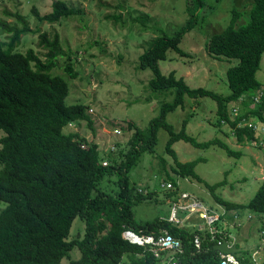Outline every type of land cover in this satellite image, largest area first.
Here are the masks:
<instances>
[{
    "label": "trees",
    "instance_id": "trees-1",
    "mask_svg": "<svg viewBox=\"0 0 264 264\" xmlns=\"http://www.w3.org/2000/svg\"><path fill=\"white\" fill-rule=\"evenodd\" d=\"M205 5L206 0H187L188 19L174 33H162L151 39L139 55L138 67L148 68L152 73L146 83L148 89L152 93L170 94L171 100L161 103L145 129L129 121L135 131L125 146L103 155L96 143L88 142L77 132L66 131L69 123L85 121L91 126L92 118L88 105L65 102L69 83L63 75L69 79L77 75L71 54L66 55L63 72L52 71L57 67V58L64 55L58 34L54 33L52 38L45 32L40 34V44L46 49L42 59L31 47L25 52L17 49L22 34L30 31L21 14L11 15L22 27L0 20V130L4 132L0 137V206L3 205L0 208V264H62L63 258L69 259L67 264H120L124 256L130 264H169L170 261L219 264V250L215 246L220 234L211 239L207 226L199 230L160 216L136 219L134 205L152 194L138 191L130 185L129 178L130 170L142 155L153 152L161 128L169 134L165 147L175 159L173 170L182 177L202 182L194 170L199 160H176L170 146L178 140L203 147L216 144L227 155H240L218 138L196 142L184 132L187 120H183L180 132L173 130L166 116L183 106L185 96L212 98L216 103L213 124L220 130L227 126L237 143L259 140L253 128L238 122L252 117L254 121L264 122V82L256 77L264 54V0H252L243 23L238 24L240 14L233 8L227 25L206 38L205 48L211 56L228 61L236 59L225 72L229 93L190 87L174 71L163 74L160 70L159 62L166 59L168 50L186 55L179 43L196 26ZM32 13L41 21L55 23L80 10L65 0H54L49 12L40 15L33 7ZM110 17L117 18L106 16ZM3 34H7V41L1 38ZM259 90L262 91L260 98L251 105L252 96ZM235 106L239 114L231 119V109ZM116 145L121 146L120 142ZM103 160L107 161L106 165L102 164ZM223 182H205V185L214 190ZM169 184L176 186L173 181ZM216 199L226 210L250 209L264 215V179L246 203ZM76 217L84 227L82 233L72 235L70 230ZM261 219L258 232L264 229V218ZM219 220L214 226L222 229ZM127 230L154 238L166 230L180 241V247L175 254L166 257L167 251H160L156 256L149 244L140 245L125 238L123 233ZM195 234L200 238L199 249L193 243ZM74 248L79 251L78 258H70ZM260 250L264 264V245ZM240 251L235 255L242 264H254L251 253L243 257Z\"/></svg>",
    "mask_w": 264,
    "mask_h": 264
},
{
    "label": "rangeland",
    "instance_id": "rangeland-1",
    "mask_svg": "<svg viewBox=\"0 0 264 264\" xmlns=\"http://www.w3.org/2000/svg\"><path fill=\"white\" fill-rule=\"evenodd\" d=\"M53 1L0 0V20L22 27V23L11 15L15 12L21 14L27 20L30 31L22 34L17 49L25 52L31 47L42 59L45 58L46 49L40 44V34L45 32L48 38H52L54 33L58 34L64 55L57 58V67L52 71L58 74L63 72L66 55L71 54L70 60L77 75L73 79H69L65 73L63 75L69 83L65 102L88 105V113L92 118L91 126L81 121L67 126L66 131L77 132L96 143L102 155L108 150L122 148L135 131L129 121L145 129L149 120L158 113L161 103L171 100L170 94L152 93L148 89L146 83L152 73L148 68L138 67V57L151 39L162 33H174L188 19L187 0H65L80 13L55 23L41 21L33 15V7L40 15L49 12ZM251 4L252 0H206L202 17L179 43L186 55L168 50L166 59L159 62L161 72L168 74L174 71L175 76L183 78L190 87H204L220 94L229 93L225 72L236 59L228 61L211 56L205 48V41L227 25L233 8L240 14L238 24L245 22ZM107 15L117 18L107 19ZM1 38L8 40L7 34ZM256 77L264 82V54ZM229 106L231 108V104ZM215 110L216 103L210 97L185 96L183 106L169 112L166 120L175 132H180L183 120H187L184 132L196 142L218 138L240 155H227L216 144L203 147L178 140L170 146L176 160H199L194 170L202 182L189 176L182 177L173 170L176 167L175 159L165 147L169 134L159 129L153 152L144 153L129 172L130 185L138 191L152 194L149 199L145 198L134 205L136 219L178 217L189 221L186 227L204 225L207 218L200 216V212H210L211 207L214 209L212 211L221 215V223L230 224L231 211L226 210L216 197L246 203L254 195L264 178V144L260 143L261 135L256 131L259 140L237 143L234 133L227 126L220 130L213 124ZM237 115L231 114L230 117L233 119ZM115 128L120 129V134H113ZM3 134L0 130V137ZM110 142H114L116 148L109 146ZM117 142H120V147L116 145ZM170 180L176 186L170 185ZM222 180L223 184L214 190L205 185V182L215 184ZM237 214L242 226L236 225L233 233L246 240L248 249H251L260 242L256 228L264 215L250 209L237 211ZM83 227L84 224L76 217L70 233H82ZM129 231H124L123 236L136 241L132 233H127ZM240 253L241 256L249 255L247 251ZM78 257L77 248L70 251V258ZM68 261L63 258L61 263L67 264ZM258 263L262 264V255H259ZM120 264H130L129 258L124 256Z\"/></svg>",
    "mask_w": 264,
    "mask_h": 264
},
{
    "label": "built area",
    "instance_id": "built-area-1",
    "mask_svg": "<svg viewBox=\"0 0 264 264\" xmlns=\"http://www.w3.org/2000/svg\"><path fill=\"white\" fill-rule=\"evenodd\" d=\"M262 94V91H257L255 96H252V103L251 105H254L255 102L258 101V99L260 98ZM254 100V102H253ZM239 112V109L237 106L232 107L231 109V114L237 115V113ZM247 125L248 127L253 128V130L256 132H258L261 136V142H264V122L262 121H254V118H250V119H241L238 122V125ZM73 123H69L68 126H72ZM113 134L114 135H118L120 134V129L115 128L113 130ZM88 141V140H87ZM89 142V141H88ZM114 142H110L109 146H112V148H115V145L113 144ZM103 165L107 164L106 160L102 161ZM264 179V178H263ZM192 209V208H191ZM210 212H207V214L205 212H200V216L202 217H206V223L204 225H193L195 226L197 229L202 230L203 228H205L207 226L211 239H213L215 237L216 234H220V238L218 239L217 244H221L222 242H226L228 246H231L233 243V235L230 234L229 232H226L225 229H218L214 226V222L218 221L220 219V215H218L216 212L212 211L209 209ZM172 217H174V213L172 214ZM235 218H237V216H235ZM170 221L176 222L180 225H184V222L187 220H184L182 218H178V217H174V219H169ZM127 233H132L133 236L137 239L136 241H130L131 242H137L141 245H145V244H152V246L149 247V249L156 255L159 256L160 251H169V250H178L180 247V241L176 238H174L172 235H169V233L166 230H162L161 233L154 238V236H139L138 234H135L134 232H127ZM259 236H260V243L261 246L264 245V229L260 230L259 232ZM128 239V238H127ZM193 243L196 249L200 248V238L198 236V234L194 235L193 238ZM219 257H220V262L219 264H242L240 262V260L238 258L235 257V255H233L232 253L229 252H222L219 251ZM169 264H176L174 261H170Z\"/></svg>",
    "mask_w": 264,
    "mask_h": 264
},
{
    "label": "crops",
    "instance_id": "crops-1",
    "mask_svg": "<svg viewBox=\"0 0 264 264\" xmlns=\"http://www.w3.org/2000/svg\"><path fill=\"white\" fill-rule=\"evenodd\" d=\"M211 210L213 209V208H211V207H209ZM214 210V209H213ZM229 211H231V213L229 214L230 216H231V223L230 224H227V222H222L221 223V225H222V228L223 229H225V231L226 232H229L230 234H232L234 237H233V243H232V245L231 246H233V245H235L236 247H238L239 248V250H237L236 252H232V254L233 255H235V253H237L238 251H240V249L242 248V249H244L245 251H247V252H249V253H251V257H252V259H253V261H254V264H260V263H258V258H259V255H261L262 253H261V250H260V248H261V246L259 245L258 246V244L260 243H257L256 245H253L252 246V248L251 249H248L249 247L247 246V244H246V240H244V239H242V238H240L239 237V234L238 235H236V234H234L233 233V228H236V225L237 226H242V224H241V220H239L238 218H235V216H238V214H237V211L238 210H229ZM223 213H224V211H223ZM228 214V213H227ZM185 220V219H184ZM229 220V219H228ZM227 220V221H228ZM230 221H228V222H230ZM185 224H187V223H189V221L187 220V222L185 221L184 222ZM258 229H259V223H258V225H257V228H256V232L258 233V236H259V232H258ZM262 230V229H261ZM243 240V241H242ZM259 241H260V236H259ZM241 242V243H240ZM238 244V245H237ZM240 244V245H239ZM244 244V245H243ZM242 245L244 246V248L242 247ZM228 246V245H227ZM231 246H228V247H231ZM170 251V250H169ZM169 251H167V252H169ZM231 253V252H230ZM248 253V254H249ZM239 255H241V253L239 254ZM247 255H245V256H243V257H246ZM235 257H236V255H235ZM237 258V257H236Z\"/></svg>",
    "mask_w": 264,
    "mask_h": 264
},
{
    "label": "water",
    "instance_id": "water-1",
    "mask_svg": "<svg viewBox=\"0 0 264 264\" xmlns=\"http://www.w3.org/2000/svg\"><path fill=\"white\" fill-rule=\"evenodd\" d=\"M216 249L222 251V252H236L237 250H239L238 247H236L235 245L231 246V247H228L227 246V243L226 242H222L221 244H217L215 246ZM177 250L173 249V250H170L169 252H167L166 254V257L169 255V254H175Z\"/></svg>",
    "mask_w": 264,
    "mask_h": 264
},
{
    "label": "clouds",
    "instance_id": "clouds-1",
    "mask_svg": "<svg viewBox=\"0 0 264 264\" xmlns=\"http://www.w3.org/2000/svg\"><path fill=\"white\" fill-rule=\"evenodd\" d=\"M220 251V250H219ZM230 253V252H229Z\"/></svg>",
    "mask_w": 264,
    "mask_h": 264
}]
</instances>
